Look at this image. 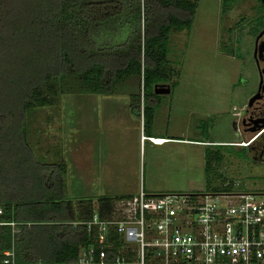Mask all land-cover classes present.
<instances>
[{"label": "trees", "instance_id": "obj_1", "mask_svg": "<svg viewBox=\"0 0 264 264\" xmlns=\"http://www.w3.org/2000/svg\"><path fill=\"white\" fill-rule=\"evenodd\" d=\"M236 1L222 0V13ZM198 3L0 0V264L9 249L18 264H75L93 237L84 224L73 222L89 219L95 210L111 216L121 197L84 199L76 211L66 194V163H44L34 156L28 126L35 110L71 92L114 94L138 77L132 96L140 102L142 88L144 104L135 112L143 114L144 134L158 137L153 125L162 95L154 86H177L180 72L169 58L170 35L191 29ZM226 146L233 147L210 144L205 149L208 185L211 172L220 178ZM236 154L247 156L245 149Z\"/></svg>", "mask_w": 264, "mask_h": 264}, {"label": "rangeland", "instance_id": "obj_2", "mask_svg": "<svg viewBox=\"0 0 264 264\" xmlns=\"http://www.w3.org/2000/svg\"><path fill=\"white\" fill-rule=\"evenodd\" d=\"M261 13L264 0H238L224 13L222 0H199L191 29L171 33L169 58L180 75L161 94L153 125V135L169 137L164 143L143 141V114L135 112L144 104L142 88L140 102L132 96L138 77L114 94L71 92L35 110L28 126L34 156L66 163V194L76 211L81 200L130 195L141 184L153 193L214 191L228 182L264 192V164L236 154L248 135L242 115L259 85L253 49ZM211 143L235 145L222 149L220 178L211 172L208 185Z\"/></svg>", "mask_w": 264, "mask_h": 264}, {"label": "built area", "instance_id": "obj_3", "mask_svg": "<svg viewBox=\"0 0 264 264\" xmlns=\"http://www.w3.org/2000/svg\"><path fill=\"white\" fill-rule=\"evenodd\" d=\"M152 139L143 135V141ZM229 184L162 193L141 184L115 200L111 216L95 210L89 219L73 222L84 224L93 237L75 264H264V192ZM4 253L5 264H18L13 249Z\"/></svg>", "mask_w": 264, "mask_h": 264}, {"label": "flooded vegetation", "instance_id": "obj_4", "mask_svg": "<svg viewBox=\"0 0 264 264\" xmlns=\"http://www.w3.org/2000/svg\"><path fill=\"white\" fill-rule=\"evenodd\" d=\"M261 14L263 16V21L260 26L258 25V22L256 23L258 25V29L255 32L253 49L254 60L260 76L259 85L256 93L251 97L245 107L241 119L243 132L245 135L248 134L246 136V141L251 139L255 131H260V134L255 139L250 140L247 145H236L241 148L240 151L244 149L246 150V154L248 155L246 157H250L255 163L264 164V126H262L259 130H256L257 127L264 124V13ZM255 95L256 98L252 100ZM230 144L233 146L235 145L233 143Z\"/></svg>", "mask_w": 264, "mask_h": 264}, {"label": "water", "instance_id": "obj_5", "mask_svg": "<svg viewBox=\"0 0 264 264\" xmlns=\"http://www.w3.org/2000/svg\"><path fill=\"white\" fill-rule=\"evenodd\" d=\"M171 90H172V88H171V85L169 83H157L154 86V91L157 94H168L171 92ZM255 98H256V95L252 98V100ZM262 126H264V124L257 127L256 130H259Z\"/></svg>", "mask_w": 264, "mask_h": 264}, {"label": "crops", "instance_id": "obj_6", "mask_svg": "<svg viewBox=\"0 0 264 264\" xmlns=\"http://www.w3.org/2000/svg\"><path fill=\"white\" fill-rule=\"evenodd\" d=\"M155 139L154 142L157 144L164 143L166 141V137L159 135L158 137H153ZM223 143V142H222ZM220 143V144H222Z\"/></svg>", "mask_w": 264, "mask_h": 264}, {"label": "bare ground", "instance_id": "obj_7", "mask_svg": "<svg viewBox=\"0 0 264 264\" xmlns=\"http://www.w3.org/2000/svg\"><path fill=\"white\" fill-rule=\"evenodd\" d=\"M152 140H154L155 141V139L153 138Z\"/></svg>", "mask_w": 264, "mask_h": 264}]
</instances>
